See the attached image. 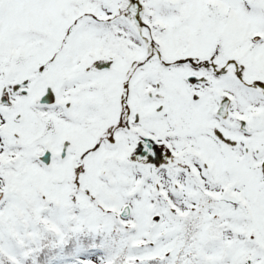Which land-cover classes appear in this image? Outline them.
<instances>
[{
	"label": "snow or ice",
	"instance_id": "6c2138e0",
	"mask_svg": "<svg viewBox=\"0 0 264 264\" xmlns=\"http://www.w3.org/2000/svg\"><path fill=\"white\" fill-rule=\"evenodd\" d=\"M0 264H264V0H0Z\"/></svg>",
	"mask_w": 264,
	"mask_h": 264
}]
</instances>
